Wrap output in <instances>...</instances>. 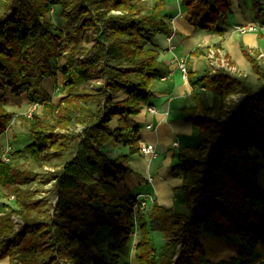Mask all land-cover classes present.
<instances>
[{"label":"trees","instance_id":"16d2710c","mask_svg":"<svg viewBox=\"0 0 264 264\" xmlns=\"http://www.w3.org/2000/svg\"><path fill=\"white\" fill-rule=\"evenodd\" d=\"M164 2L0 0V90L25 93L29 105L41 107L15 115L0 96V133L15 116L32 136L9 160H0V186L13 196L0 211V260L125 264L120 253L128 252L136 231L138 264H202L204 223L217 236L241 240L239 264L247 263L249 246L264 241V210L257 207L264 194L258 185L264 168V65L245 46L255 88L243 74L187 70L194 104L184 107V117L198 127V142L179 146L172 169L182 174L188 213L153 201L134 219L136 196L120 195L114 184L125 178L127 163L143 154L129 118L149 103L153 82L162 75L159 36L171 31ZM181 2L197 29L221 33L217 24L232 13L230 0ZM263 2L252 5L259 11ZM56 6L61 25L52 17ZM57 72L63 96L55 103L43 79ZM202 87L215 93L211 104ZM231 95L236 101L227 105ZM118 142L128 154L109 156L107 147ZM21 156L41 166L57 163L52 171L35 170L20 166ZM40 192L46 196L38 198ZM102 227L103 239L97 241ZM153 231L165 238L169 255L163 260L157 258Z\"/></svg>","mask_w":264,"mask_h":264},{"label":"crops","instance_id":"0c3cea01","mask_svg":"<svg viewBox=\"0 0 264 264\" xmlns=\"http://www.w3.org/2000/svg\"><path fill=\"white\" fill-rule=\"evenodd\" d=\"M165 12L171 23V31L174 32L172 42L174 48L169 50L166 44V35L159 38L162 41L159 59L162 75L152 85L153 95L148 104L141 106L136 115L130 116V128L137 127V136L140 142L151 143L155 146V157L149 158L142 154L131 159L125 178L114 182L120 195L133 193L137 199H144L147 206L155 201L165 207L172 208L176 212L188 213L190 197L188 191L182 188V174L173 170L176 162V152L181 145H195L198 142V127L184 117V107L194 104L190 101L191 85L187 78H183L181 71L175 63L171 62L173 54L184 57L188 71L201 74L210 67L207 60L208 51L220 48L231 60L232 64L241 71L256 80L252 72L251 64L245 58L241 46L247 47L251 52L264 51V31L258 33L241 34L233 29L237 23H262L264 22V2L259 11L254 9L252 0H230L232 13L225 22L218 23L223 32L197 29L185 18L186 11L181 0H164ZM58 6L54 8L58 12ZM257 59V57H256ZM258 62V61H257ZM54 79L56 88L59 89L57 99L51 96L57 103L63 92L61 91L62 76L59 72L56 77L48 76L43 79V86L49 92ZM253 81H247L248 87ZM250 82V83H249ZM55 88V87H53ZM250 88V87H249ZM202 95L207 104H211L215 93L210 89H202ZM5 90H0V96L6 99ZM58 93V92H57ZM26 97L25 93H23ZM50 94V92H49ZM51 95V94H50ZM154 107V111L149 108ZM39 106L36 111L40 112ZM177 140L178 145L172 143ZM106 153L111 157L128 154L127 146L118 142L107 147ZM258 185L264 190V168L258 175ZM257 207L264 210V194L257 199ZM155 252L159 260H163L169 251L164 247L165 238L161 232H151ZM204 247V261L202 264H239L237 252L241 240L236 237H220L214 232L209 223H204L199 235ZM133 238L128 252L123 251L122 258L125 264H138L134 250ZM248 247V246H247ZM246 264H264V241L254 242L248 248Z\"/></svg>","mask_w":264,"mask_h":264},{"label":"rangeland","instance_id":"374dc122","mask_svg":"<svg viewBox=\"0 0 264 264\" xmlns=\"http://www.w3.org/2000/svg\"><path fill=\"white\" fill-rule=\"evenodd\" d=\"M151 2V0H147V4ZM258 10V9H257ZM53 19L56 23H58V25H61L63 20L62 17L59 15V13L56 11H54L53 13ZM251 33H258V32H251ZM260 33V32H259ZM262 34V33H260ZM161 38H163V34H161L160 36ZM255 56L256 54L253 53ZM259 60L264 61L263 58H259ZM262 65V64H260ZM253 72V71H252ZM244 75L248 76V80L249 81H253V84L251 86H249L250 88H255L257 85V81L255 79H253V75L252 73L247 74L245 73ZM54 79H52V83L48 84L47 82L45 83L46 86H50L49 88V92L52 95H54V99H57V94H59V89L56 88L57 84L55 85ZM250 83V82H249ZM55 87V88H53ZM58 92V93H57ZM230 101L231 97H228ZM227 98L225 99L224 103H226ZM236 101V96H235V100ZM4 106L6 109L8 110H12L14 112V114H19V113H24L27 115H30V112L34 109L36 110L39 105L36 106V108L33 107V105H29L27 103V98L24 96V94L21 95H13L8 89L6 92V99H4ZM41 109V108H40ZM32 139V136L28 133L27 129L25 128V126L23 125L22 122H20L19 120L16 119L15 116L12 117V119L10 120L8 126L6 127V129L4 130V132L0 133V147H5L7 145H10L12 147V151L13 150H17L19 148H22L27 142H29ZM56 161H53V163L51 164V166L48 165H42L39 163H34L32 162L27 156H21L18 158V162L19 165L22 167H29L35 170H54L53 169V165H55V162L57 163V159H55ZM37 183V182H36ZM36 183H31L32 188H36L38 187V185ZM51 186V182L49 183H45L42 186L43 188H50ZM8 192L9 189L4 188L2 186H0V211H2L4 209V205L6 202H8ZM46 196V194L43 192H40L38 195V198H40L39 196ZM50 200H52L53 198V194L52 191L49 190V195L47 196ZM4 204V205H3ZM3 205V206H2ZM13 217L19 218L18 215H14ZM14 218V220L17 221V219ZM104 227H102L101 231H99L98 233H96V235L94 236V239H96L97 241L103 239L102 233H103ZM133 234V240H137V234L135 236L134 232ZM8 263V259H2L0 260V264H7Z\"/></svg>","mask_w":264,"mask_h":264},{"label":"built area","instance_id":"2783aa9c","mask_svg":"<svg viewBox=\"0 0 264 264\" xmlns=\"http://www.w3.org/2000/svg\"><path fill=\"white\" fill-rule=\"evenodd\" d=\"M233 29L236 30L237 32L241 33V34H245V33H251V32H259V31H264V22L262 23H255V22H250V23H237L233 25ZM174 35V32H170L169 34H167L166 36V44L169 50L174 48L173 42H172V37ZM257 57V61L259 64H263L264 65V61L261 62V60H259V58H263L264 60V51H259L256 54ZM207 60H208V64L210 69V73H213L216 70L222 69L225 70L231 74H245L242 73L241 71H239L235 65L232 64L230 58L224 53L222 52V50L220 48H216V49H211L208 51L207 54ZM171 62L175 63V65L177 66V68H179V70L181 71L182 77L183 78H187V66L184 60V57L178 56L176 54L172 55L171 58ZM201 89H204V87H202ZM231 98L235 99V96L231 95ZM229 98H227L226 100V104L228 105L230 101H228ZM37 104H33V107L36 108ZM151 111H154V107H150L149 108ZM140 150L141 152L148 156L149 158H153L155 157L156 151H155V146L151 143H145V142H140ZM179 143L177 140H175L172 145L173 146H177ZM11 152H12V147L10 145H7L5 147H2L0 150V160H4L7 161L11 158ZM8 201L13 199V196L8 197ZM147 202L144 199H137V202L134 204L133 208H134V219L137 218L138 213L141 212L142 210H144L147 207ZM16 217H13V219ZM16 220H14L16 223H20L22 222V219L20 218H16ZM134 234L136 236V231H134Z\"/></svg>","mask_w":264,"mask_h":264}]
</instances>
